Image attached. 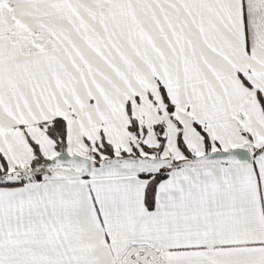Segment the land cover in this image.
Returning <instances> with one entry per match:
<instances>
[{"label":"snow or ice","instance_id":"1","mask_svg":"<svg viewBox=\"0 0 264 264\" xmlns=\"http://www.w3.org/2000/svg\"><path fill=\"white\" fill-rule=\"evenodd\" d=\"M0 264H264V0H0Z\"/></svg>","mask_w":264,"mask_h":264}]
</instances>
